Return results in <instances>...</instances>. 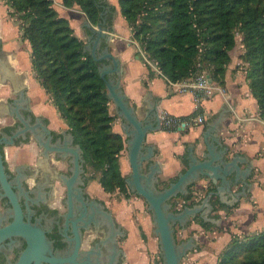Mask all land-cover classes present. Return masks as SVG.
<instances>
[{"label": "crops", "instance_id": "obj_1", "mask_svg": "<svg viewBox=\"0 0 264 264\" xmlns=\"http://www.w3.org/2000/svg\"><path fill=\"white\" fill-rule=\"evenodd\" d=\"M55 1L60 6L56 10L70 22L75 35L85 46L90 44L95 35L86 26L87 21L91 23L86 14L79 7H65L62 5L63 0ZM116 1L107 0L110 6L115 7V12L109 7L105 11L108 30L114 29V35L110 42L103 41L101 50L108 47L111 54L120 59L123 68L122 90L130 105L136 108L138 118L155 125L157 114L161 116L166 113L186 118L199 106L206 119L203 126H188L181 132L161 129L147 135L145 146L154 149L151 164L156 163L159 168L156 175L159 189L168 187L188 169L191 148L201 158L207 150L205 135L208 142L214 144L213 151L216 155L229 147L231 157H240L241 170L251 169L248 179L250 186H245L244 196L233 207L230 203L235 198L234 194L242 192V185L223 193V198L216 197L220 204L229 208V212L216 211L215 206L208 214L213 222H205L201 214H198L186 227L180 224L175 226L179 244L189 240L194 243V248L186 254L182 264H217L219 255L234 235L251 236L264 230V120L260 117L258 102L247 81L240 58L242 51L235 48L230 52L231 62L226 70L224 84L211 81L212 90L208 93L183 91L182 86L198 75L172 84L156 72L140 53L141 47L134 40L128 23L124 22L126 20ZM9 12L5 0H0V134L14 125L22 127L17 118L19 115L31 125L39 126L38 132H44L41 126L46 127L52 140L54 137L58 138L56 144L59 141L64 142L65 137L72 133L37 79L31 61V44L22 39L19 25L10 17ZM116 77V74L112 75V78ZM198 97H201L199 104ZM109 110L116 118L113 131L121 134L125 141V149L119 162L122 175L126 179L132 174L127 137L113 102H110ZM219 119L221 122L217 128L207 133L210 126ZM43 150L35 135L29 131L26 139L22 137V142L5 147V155L11 170L18 175L20 173L24 177V171L33 169L35 177H44L50 173L53 178H57L58 172L65 168L58 161L62 156L53 153L49 159H45L42 156ZM209 182L205 178L194 184L196 203L206 197ZM129 193L128 198L119 192L106 193L99 180L90 183L88 177L84 190L89 202L99 203L100 210L110 213L114 219L115 251L118 253L115 264H162L160 239L155 232L152 212L143 197L130 189ZM45 194L44 190L40 193L42 198H45ZM65 194L66 190L56 182L48 202L52 207L61 209L60 203ZM211 202L214 205L213 199ZM172 203L174 210L183 209L182 199L176 198ZM200 220L211 224L212 228H203ZM110 232L111 228L105 221H101L98 227L92 224L91 230L85 231L82 248L85 251L93 250L94 262L100 259L102 264L108 263L111 245L106 244V239Z\"/></svg>", "mask_w": 264, "mask_h": 264}, {"label": "trees", "instance_id": "obj_2", "mask_svg": "<svg viewBox=\"0 0 264 264\" xmlns=\"http://www.w3.org/2000/svg\"><path fill=\"white\" fill-rule=\"evenodd\" d=\"M5 2L22 39L31 44L33 71L75 144L82 148L86 165L101 174L99 182L106 193L119 192L128 198L119 162L125 141L113 131L116 118L110 113L111 101L100 76L102 63L84 52L85 43L59 15L53 0ZM63 5L79 7L95 26L108 7L115 12L107 0H63ZM119 5L134 40L172 83L206 72L198 66L204 58L212 65L211 72H206L210 80L224 84L236 31L241 33L246 48L241 60L264 120V0H119ZM194 186L188 196L178 197L184 201L183 208L196 203ZM213 190L209 188L206 195ZM213 203L216 211H230L216 197ZM199 223L212 228L202 220ZM217 264H264V230L251 236L234 235Z\"/></svg>", "mask_w": 264, "mask_h": 264}, {"label": "water", "instance_id": "obj_3", "mask_svg": "<svg viewBox=\"0 0 264 264\" xmlns=\"http://www.w3.org/2000/svg\"><path fill=\"white\" fill-rule=\"evenodd\" d=\"M100 17L101 21L96 27L86 22L87 28L95 37H92L91 43L85 46L84 52H89L95 61L102 63L99 68L100 76L105 80L108 98L116 106L117 114L122 120V130L127 137L128 157L132 167V174L125 181L131 192L145 199L152 212L156 226L155 232L160 239L162 264H182L183 258L194 248V243L193 240H189L179 244L175 235V226L180 224L186 227L190 220L198 214H201L205 222H213L214 220L208 217V214L215 209L211 202L213 197L223 198V193L242 185V192L234 194L235 198L230 203L233 207L244 196L245 186H250L248 179L251 169L241 170L240 157H231L229 147H225L221 154L216 155L213 151L214 144L209 143L205 135L207 150L203 152L201 158H198L194 148H191L188 169L178 176L177 181L170 183L166 188L159 189L156 177L159 168L156 163L151 164L154 149L145 146V143L149 133L162 129L161 117L157 114L156 123L152 125L153 122L140 120L136 108L130 105L122 90L123 68L120 59L112 55L108 47L101 50L103 41L108 43L112 40L114 29L108 30L105 12H102ZM113 74L117 77L112 78ZM17 118L23 126L10 138L6 136L0 138V186L2 189L0 195L11 205L8 210L11 221L5 226H0V246L8 241L15 243L16 238H22L25 241L26 247L19 253L15 264H102L100 259L98 262L92 260L93 250L85 251L82 247L85 231H90L92 224L98 227L101 221H105L111 228L106 239V244L111 245V255L107 264H115L118 253L115 251L114 219L110 213L100 210L99 203L89 202L84 195L86 160L82 148L75 145L73 134L65 137L64 142L59 141L53 145L52 135L46 127L41 126L44 132H38L39 126L31 125L19 115ZM220 122L221 119L211 125L207 133L216 129ZM29 131L35 135L39 145L44 148L42 156L45 159H49L53 153L61 154L63 159L72 157V175H61L60 177L62 185L67 189L66 204L68 206V212L64 215L66 219L64 241L67 244V251L64 253L55 252L53 241L49 239L47 232L40 226L32 224L30 217H26L21 196L24 195L26 198L28 211H30L29 201L31 203L37 201L25 193L19 181H17L18 191L16 186L14 187L9 181L4 149L1 146H14L20 136L26 139ZM45 136H47L46 140H44ZM205 178L210 181L207 190L209 188H214V190L210 191L200 203L198 202L199 204L185 206L178 211L174 210L172 200L179 196H188L190 186ZM78 203L81 206H78ZM100 255L101 251H99Z\"/></svg>", "mask_w": 264, "mask_h": 264}, {"label": "flooded vegetation", "instance_id": "obj_4", "mask_svg": "<svg viewBox=\"0 0 264 264\" xmlns=\"http://www.w3.org/2000/svg\"><path fill=\"white\" fill-rule=\"evenodd\" d=\"M20 129L19 125H14L12 128L5 129L0 134V138L2 136H6L7 138H10ZM30 134H28L29 136ZM47 137L45 136L44 140H46ZM58 138L54 137L52 140V144L55 145ZM22 142V136H20L16 140V144ZM76 145V144H75ZM2 149H4L5 154V147L1 146ZM60 156V155H59ZM59 162L64 164L65 168L63 170H60L57 174V178H53L50 173L46 174L44 177H40L39 175L37 177L34 176L35 171L33 169H27L24 171L26 176H21L19 173H16V171L11 170L9 166V162L7 160V157L5 155V164L7 168V173L10 176L9 181L12 182L14 187L16 186V189L18 191V182L19 181L22 185V188L24 189L25 193H28V196L37 201L36 203H31L29 201L30 211H28L26 206V198L24 195L21 196V203L23 205L26 217H30L32 224L40 226L42 229H44L47 232V235L51 241H53L55 252H65L67 251V244L64 241V228H65V217L66 213L68 212V206L66 204L67 196L65 194V198L61 201V209L54 208L50 205L48 202L51 193L55 188L56 182L60 184L62 188H64L67 192L66 187L62 185L61 182V175L71 176L72 175V168H73V162L72 157H68L66 160H62V157L58 159ZM85 166V165H84ZM86 169V167H85ZM85 177V186L84 190L87 184V177L86 174ZM18 179V180H17ZM32 181V182H30ZM45 191V198H42V195H40L41 191ZM2 191L0 186V192ZM86 197V196H85ZM87 199V198H86ZM78 206H81L80 203L77 204ZM11 208V205L9 204L7 199L2 198L0 195V226L7 225L11 218L9 217L8 210ZM77 216L78 212L76 211ZM7 218V219H6ZM26 247V243L22 238H16L15 243L6 242L3 245L0 246V264H15L19 253L24 250Z\"/></svg>", "mask_w": 264, "mask_h": 264}, {"label": "built area", "instance_id": "obj_5", "mask_svg": "<svg viewBox=\"0 0 264 264\" xmlns=\"http://www.w3.org/2000/svg\"><path fill=\"white\" fill-rule=\"evenodd\" d=\"M146 62L155 69L160 75L163 76L158 64L150 61L147 55L141 50L140 52ZM165 77V76H164ZM170 82V81H169ZM172 83V82H170ZM175 84V83H172ZM183 91H200L203 93H208L212 90V82L208 75L199 74L195 79L190 80L188 83L182 86ZM199 104L201 97L197 98ZM162 129L168 132L178 131L186 129L188 126H203L206 122L205 116L202 113L201 108L198 106L196 110L189 117H178L171 116L169 114L163 113L161 116Z\"/></svg>", "mask_w": 264, "mask_h": 264}, {"label": "rangeland", "instance_id": "obj_6", "mask_svg": "<svg viewBox=\"0 0 264 264\" xmlns=\"http://www.w3.org/2000/svg\"><path fill=\"white\" fill-rule=\"evenodd\" d=\"M53 2H54V7H55V9H57V8H59L60 6H59V4H56V1L55 0H53ZM117 2V4L119 5V1L117 0L116 1ZM62 5H63V1H62ZM120 6V5H119ZM58 13H59V11H58ZM59 15H60V13H59ZM61 16V15H60ZM125 20V19H124ZM124 22H127V21H124ZM126 24V23H125ZM126 26V25H125ZM235 48L237 49H239V50H241L242 51V53H241V56H240V58L241 57H243L244 56V54H245V52H246V48H245V45H244V43H243V36H242V34L241 33H239L238 31H236V46H235ZM234 48V49H235ZM198 62H199V68L201 69V70H204V71H206L207 73H210L211 72V70H212V65L208 62V61H205V59L204 58H200L199 60H198ZM201 66V67H200ZM244 66V68H246V65L244 64L243 65ZM206 72H198V73H196L194 76L196 77L197 75H199V74H206ZM85 167H86V176L88 177V180H89V182L90 183H94L95 181H98L100 178H101V174L100 173H98V172H96V171H94L89 165L87 166L86 164H85Z\"/></svg>", "mask_w": 264, "mask_h": 264}]
</instances>
